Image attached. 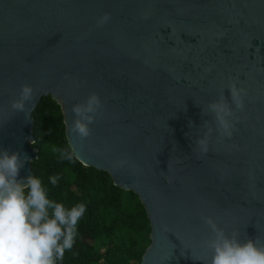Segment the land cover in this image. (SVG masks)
<instances>
[{
  "label": "water",
  "instance_id": "95a60500",
  "mask_svg": "<svg viewBox=\"0 0 264 264\" xmlns=\"http://www.w3.org/2000/svg\"><path fill=\"white\" fill-rule=\"evenodd\" d=\"M25 84L33 98L16 111ZM92 94L100 106L80 138L73 106ZM45 96L62 105L79 161L142 200L141 264H211L208 218L264 245V0H0V150L24 158L25 183ZM221 99L238 118L231 137L209 109Z\"/></svg>",
  "mask_w": 264,
  "mask_h": 264
},
{
  "label": "clouds",
  "instance_id": "9594fccd",
  "mask_svg": "<svg viewBox=\"0 0 264 264\" xmlns=\"http://www.w3.org/2000/svg\"><path fill=\"white\" fill-rule=\"evenodd\" d=\"M108 19L105 14L101 23ZM228 89L237 110L244 108L246 89L232 82ZM33 98L31 85L21 86L20 99L12 103L16 111L23 110L25 102ZM100 106L99 97L92 94L83 105H74L71 130L80 138L90 134L89 125L95 120ZM215 114L218 131L223 137L233 135L235 114L223 99L209 105ZM201 152L208 151L207 137L197 141ZM59 151L60 158L73 161L78 153L70 146ZM121 166L124 161L118 162ZM24 158L18 152L0 150V264H58L66 250L71 249L77 235V226L86 212L84 203L70 209L49 198L42 181L30 176L26 183L17 179ZM58 177H50L56 185ZM214 238L209 241L211 264H264V245L253 239L241 242L236 234L228 235L215 222L207 219Z\"/></svg>",
  "mask_w": 264,
  "mask_h": 264
},
{
  "label": "trees",
  "instance_id": "16d2710c",
  "mask_svg": "<svg viewBox=\"0 0 264 264\" xmlns=\"http://www.w3.org/2000/svg\"><path fill=\"white\" fill-rule=\"evenodd\" d=\"M33 117V147L38 150L33 175L50 199L68 209L84 203L87 209L72 248L58 264H141L152 243V226L139 195L116 185L107 171L86 166L78 158H60L57 150L71 145L62 105L55 98L45 96ZM53 176L58 177L56 185L50 182Z\"/></svg>",
  "mask_w": 264,
  "mask_h": 264
},
{
  "label": "rangeland",
  "instance_id": "374dc122",
  "mask_svg": "<svg viewBox=\"0 0 264 264\" xmlns=\"http://www.w3.org/2000/svg\"><path fill=\"white\" fill-rule=\"evenodd\" d=\"M32 146H33V143H32ZM106 248H107V243H105L103 246H101V249L103 252L106 250Z\"/></svg>",
  "mask_w": 264,
  "mask_h": 264
}]
</instances>
